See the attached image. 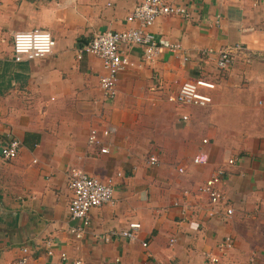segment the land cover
I'll list each match as a JSON object with an SVG mask.
<instances>
[{"label": "crops", "instance_id": "1", "mask_svg": "<svg viewBox=\"0 0 264 264\" xmlns=\"http://www.w3.org/2000/svg\"><path fill=\"white\" fill-rule=\"evenodd\" d=\"M143 1L0 0V264L24 247L35 264H264V0H167L190 16L159 17L152 62L122 46L136 66L108 100L102 60L81 50L98 33L138 27L126 17ZM35 28L52 33L54 52L14 61V33ZM227 49L232 62L220 69ZM199 79L216 86L203 90L211 104L168 100ZM93 130L99 145L89 144ZM14 140L19 154L6 160L1 149ZM201 152L208 164L194 165ZM223 166L215 207L199 187ZM73 169L117 181L81 238L69 216ZM133 222L136 238L121 237ZM226 237L234 247L222 251Z\"/></svg>", "mask_w": 264, "mask_h": 264}, {"label": "built area", "instance_id": "2", "mask_svg": "<svg viewBox=\"0 0 264 264\" xmlns=\"http://www.w3.org/2000/svg\"><path fill=\"white\" fill-rule=\"evenodd\" d=\"M189 17L186 8L176 6L167 0H144L138 5L133 12L126 17L128 22L138 24V27L129 28L123 31L108 30L103 33L96 34L92 40L87 43L81 50L82 53L91 54L99 57L103 62V68L106 74L101 78L100 89L104 97L108 100H114L118 95V80L122 72L135 68L136 63L121 51L122 46L134 47L140 46L143 49V57L145 61L152 62L160 53V48L151 34L150 29L155 25L159 17ZM56 48V41L52 33L46 29L35 28L27 31H18L13 35V58L16 62L32 61L51 55ZM178 46L174 47V49ZM240 48V47H238ZM232 49L223 51L218 67L220 69L228 68L232 62ZM214 83L199 79L196 81L185 82L177 95L169 97V101L173 103L185 104L190 106L205 107L212 103V97L208 92L203 90H214ZM187 119V117H185ZM114 132V129L105 131L108 136ZM208 140H204L207 143ZM90 145H99L100 141L97 137V131L93 130L89 137ZM21 143L18 140L12 141L9 145L1 149V156L6 160L15 159L20 151ZM100 153L107 155L110 153L108 147H102ZM236 159H230L228 166H233ZM158 159L155 156L150 158L151 164H156ZM208 164L207 154L201 152L194 158V165ZM179 172L183 174L184 168H180ZM226 173V166L218 168L216 172L199 187L201 194L207 195L213 206L220 205L224 202L225 196L219 188L223 177ZM118 176H121L119 174ZM116 178H109L102 182L91 177L86 172L73 169L70 173L69 189L72 193L69 203V216L74 223L81 224L72 229L78 238L83 236L84 230L88 225V215L92 209L103 206L112 201L116 193ZM180 207L181 214L186 216L188 208L186 204L176 203ZM234 210L227 209V214L232 215ZM141 228L139 223H130L129 228L120 233L121 237L127 239H135L136 232ZM147 247V243L143 244ZM234 247L231 237H226L220 245V249L225 251ZM50 254L52 252L50 251ZM211 258V255L208 256ZM62 259L67 260V255L62 254ZM212 262H218V259L211 258ZM12 264H35L33 253L28 247L21 249V254ZM77 264H82L77 262ZM148 264V262L143 263Z\"/></svg>", "mask_w": 264, "mask_h": 264}, {"label": "rangeland", "instance_id": "3", "mask_svg": "<svg viewBox=\"0 0 264 264\" xmlns=\"http://www.w3.org/2000/svg\"><path fill=\"white\" fill-rule=\"evenodd\" d=\"M169 100V99H168Z\"/></svg>", "mask_w": 264, "mask_h": 264}]
</instances>
